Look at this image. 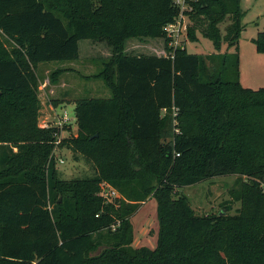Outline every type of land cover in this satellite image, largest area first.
Listing matches in <instances>:
<instances>
[{"label":"trees","instance_id":"1","mask_svg":"<svg viewBox=\"0 0 264 264\" xmlns=\"http://www.w3.org/2000/svg\"><path fill=\"white\" fill-rule=\"evenodd\" d=\"M191 4L192 41L201 27L216 49H238L241 0ZM180 10L174 0H0V264H264V87L242 84L238 54L125 52L132 37L164 38ZM82 39L111 48L91 77L112 96L77 99V134L64 137L71 125L39 123L36 68L78 59ZM253 41L264 54V31ZM56 147L96 174L61 178ZM229 174L239 175L235 214H197L177 191ZM108 187L119 197L100 194ZM149 196L157 245L136 247L130 218Z\"/></svg>","mask_w":264,"mask_h":264},{"label":"rangeland","instance_id":"2","mask_svg":"<svg viewBox=\"0 0 264 264\" xmlns=\"http://www.w3.org/2000/svg\"><path fill=\"white\" fill-rule=\"evenodd\" d=\"M245 14L242 18L244 29L238 42V49L231 47L225 50L226 41L220 50L216 49L212 40L202 34L201 27L196 30L198 41L188 38L186 43L190 52L199 54L233 53L232 61L238 54L240 58V81L254 89L264 87V54L259 52L253 41L260 31H264V0H241ZM191 20V18H190ZM231 23L227 17L219 24L221 34L226 35V28ZM194 25V20L190 26ZM189 26V28H190ZM8 44V43H7ZM125 52L130 54H151L159 52L166 55V40L164 38L132 37L127 41ZM112 55V50L106 42L92 39L79 41V58L72 61H46L36 68L38 77V94L42 102L39 123L42 126L67 124L72 130H63V135L77 133L76 100L85 97H111V90L102 79L91 77L102 68L104 56ZM71 67L72 69H66ZM57 68H65L57 82L50 81L51 74ZM58 105L54 104V101ZM67 116V117H66ZM67 118L60 123V120ZM68 147H56L54 155L57 169L63 179L91 178L96 174L95 166L83 155L74 154ZM63 160V161H62ZM239 175H218L193 185L177 188L186 194L190 204L197 214H210L228 211L235 214L240 202L232 200L230 191L237 185ZM105 189V188H104ZM103 189V190H104ZM231 209H227V207ZM133 227V245L154 248L158 240L157 200L149 196L143 200L140 207L130 218Z\"/></svg>","mask_w":264,"mask_h":264},{"label":"built area","instance_id":"3","mask_svg":"<svg viewBox=\"0 0 264 264\" xmlns=\"http://www.w3.org/2000/svg\"><path fill=\"white\" fill-rule=\"evenodd\" d=\"M196 1L198 0H174V2L180 7L181 10L180 14L173 21L167 23L163 28L165 32V40L168 46L171 48V51L166 52V55L174 56V52L177 48L187 47L186 43L189 38V26L191 22L190 12L193 11V5L191 4V2ZM66 119L67 118L60 120V123H62V121H65ZM100 194L106 197L107 200H112L116 197H119V192L109 187L105 188ZM116 226L117 224H113V229H115Z\"/></svg>","mask_w":264,"mask_h":264},{"label":"crops","instance_id":"4","mask_svg":"<svg viewBox=\"0 0 264 264\" xmlns=\"http://www.w3.org/2000/svg\"><path fill=\"white\" fill-rule=\"evenodd\" d=\"M228 49V46H226L225 47V50H227ZM151 54H158V55H161L159 52H157V53H151ZM109 56V55H108ZM104 58H106V56H104ZM76 60H78V59H76ZM70 61H72V60H70ZM66 69H72L73 70V68H71V67H66ZM65 72H67V71H65ZM243 84V83H242ZM244 86H246L245 84H243ZM247 87H250V86H247ZM252 88V87H251ZM73 129V127H71V130ZM77 131H78V126H77ZM77 134V133H76ZM76 134H71V135H76ZM64 137L65 136H70V135H63ZM70 152H72V151H70Z\"/></svg>","mask_w":264,"mask_h":264},{"label":"water","instance_id":"5","mask_svg":"<svg viewBox=\"0 0 264 264\" xmlns=\"http://www.w3.org/2000/svg\"><path fill=\"white\" fill-rule=\"evenodd\" d=\"M105 247H103L102 249H101V251L104 249Z\"/></svg>","mask_w":264,"mask_h":264}]
</instances>
